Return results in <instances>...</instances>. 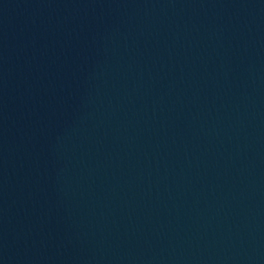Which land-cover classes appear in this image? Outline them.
<instances>
[{
  "label": "water",
  "instance_id": "obj_1",
  "mask_svg": "<svg viewBox=\"0 0 264 264\" xmlns=\"http://www.w3.org/2000/svg\"><path fill=\"white\" fill-rule=\"evenodd\" d=\"M0 264H264V0H0Z\"/></svg>",
  "mask_w": 264,
  "mask_h": 264
}]
</instances>
